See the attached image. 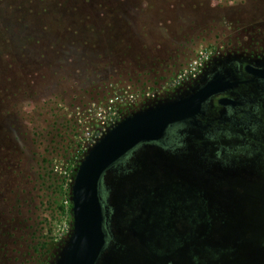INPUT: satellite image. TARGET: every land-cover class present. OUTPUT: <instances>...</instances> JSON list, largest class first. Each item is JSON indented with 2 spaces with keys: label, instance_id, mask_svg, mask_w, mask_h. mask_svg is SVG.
I'll return each instance as SVG.
<instances>
[{
  "label": "rangeland",
  "instance_id": "rangeland-1",
  "mask_svg": "<svg viewBox=\"0 0 264 264\" xmlns=\"http://www.w3.org/2000/svg\"><path fill=\"white\" fill-rule=\"evenodd\" d=\"M0 23V264H62L75 173L121 121L212 68L264 63V0H0ZM202 51L203 73L180 78ZM258 92L247 109L262 121L187 129L128 158L104 192L100 264H260L228 252L264 238Z\"/></svg>",
  "mask_w": 264,
  "mask_h": 264
},
{
  "label": "water",
  "instance_id": "water-1",
  "mask_svg": "<svg viewBox=\"0 0 264 264\" xmlns=\"http://www.w3.org/2000/svg\"><path fill=\"white\" fill-rule=\"evenodd\" d=\"M228 77L214 74L183 98L125 118L93 147L73 183V232L62 264H100L110 237L102 191L112 189L111 183L128 170V158L136 151L163 145L172 127L196 126L212 98L237 84ZM230 102L223 98L220 105Z\"/></svg>",
  "mask_w": 264,
  "mask_h": 264
},
{
  "label": "flooded vegetation",
  "instance_id": "flooded-vegetation-1",
  "mask_svg": "<svg viewBox=\"0 0 264 264\" xmlns=\"http://www.w3.org/2000/svg\"><path fill=\"white\" fill-rule=\"evenodd\" d=\"M214 74H222L226 77L229 76L228 79L237 84L228 89L225 93L212 98L205 107L204 115L195 120L199 122L196 126L179 125L172 127L168 131L164 144H153V146L161 149L177 147L184 139L187 129H205L208 131L207 136H211L213 133L210 134V127L213 123L216 124L213 127H216L217 124L223 125L222 123L226 122L230 123V125H235L236 121H241V125H245L242 121H262L256 118V114H253L252 111L247 108L248 104L252 103L248 95L250 89L259 91V95L264 94V63L242 64L240 62H234L233 64H229L227 68L225 66L212 68L203 77L202 81L204 82ZM223 98L229 99L232 102L227 106L220 105V100ZM126 161H124L122 165H124ZM104 192L105 190L102 191V196L105 201ZM228 249V252L230 251V258L242 256V258L247 259V257L252 255L257 256L260 260V264H264V238H244L241 240L240 245H234Z\"/></svg>",
  "mask_w": 264,
  "mask_h": 264
},
{
  "label": "built area",
  "instance_id": "built-area-1",
  "mask_svg": "<svg viewBox=\"0 0 264 264\" xmlns=\"http://www.w3.org/2000/svg\"><path fill=\"white\" fill-rule=\"evenodd\" d=\"M208 60V54L206 51H202L199 54V58L192 62L189 68L184 69L180 78H196L199 74L203 73L205 67V62Z\"/></svg>",
  "mask_w": 264,
  "mask_h": 264
},
{
  "label": "trees",
  "instance_id": "trees-1",
  "mask_svg": "<svg viewBox=\"0 0 264 264\" xmlns=\"http://www.w3.org/2000/svg\"><path fill=\"white\" fill-rule=\"evenodd\" d=\"M13 19H15V18H13ZM18 19H19V17H17V21H11V20H9V22L8 23H11V22H13V24H16L17 22H18ZM1 24V23H0ZM0 27H3L2 26V24L0 25ZM19 30H20V26L19 27H16V29L14 30L15 32H19ZM24 30V29H23ZM15 37H17V35H13V37H12V35H10V39H13V38H15ZM8 41H9V39H8ZM7 41V42H8ZM77 171H78V169H77ZM77 171H76V173H77ZM75 173V174H76Z\"/></svg>",
  "mask_w": 264,
  "mask_h": 264
}]
</instances>
